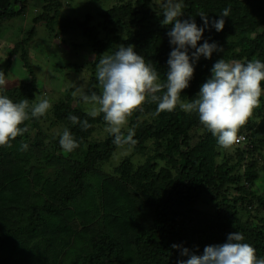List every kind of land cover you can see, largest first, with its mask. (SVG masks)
<instances>
[{
    "label": "trees",
    "instance_id": "trees-1",
    "mask_svg": "<svg viewBox=\"0 0 264 264\" xmlns=\"http://www.w3.org/2000/svg\"><path fill=\"white\" fill-rule=\"evenodd\" d=\"M29 3L0 0V17L24 13ZM225 8L230 14L223 30L209 24L198 42H216L224 50L210 59L201 56L195 63L194 76L182 93L186 101L196 98L218 59L264 62V0H184L182 19L194 18L203 27L199 12L211 21L219 19ZM100 18L102 38L96 26H89L90 14L66 25L82 29L91 41L95 62L105 50L114 53L120 44H132L156 66L163 82L174 46L167 35L171 25L161 24L162 7L150 6L149 0H129L102 11ZM33 33L31 28L11 50H22L21 60L30 73V80L0 90L14 102L28 99L31 104L35 99L37 80L23 47ZM93 91L98 92L94 88L85 94ZM156 107L145 104L129 122L136 144L125 146L132 154H143L144 160L135 163L126 155L111 172L103 165L117 148L113 137L90 138L95 125L105 123L102 114L88 116L69 96L53 104L52 118L73 133L79 142L75 150L65 152L60 136L43 134L39 118L25 122L37 129L32 137L28 127L11 148L0 147V264H177L188 257L173 244L202 254L206 245L223 243L234 231L255 247L258 258H264V217L254 214L264 210V189L253 190L264 173V158L258 151L264 141L257 146L251 142L255 117L264 119V96L239 132L252 146L235 144V154L219 162L217 140L197 113L177 107L154 116ZM69 115L79 122L73 125ZM84 120L91 125L87 130L82 128ZM22 143H27V150H21Z\"/></svg>",
    "mask_w": 264,
    "mask_h": 264
},
{
    "label": "clouds",
    "instance_id": "clouds-1",
    "mask_svg": "<svg viewBox=\"0 0 264 264\" xmlns=\"http://www.w3.org/2000/svg\"><path fill=\"white\" fill-rule=\"evenodd\" d=\"M162 26L171 25L167 35L173 45L167 64L166 78L162 82L156 66L151 60L138 54L134 45L120 44L112 54L102 55L96 64V87L99 92L91 94L81 92V100L87 107L86 113L92 118L103 116L106 132L113 137L117 147L136 144L135 129L129 127L134 113L143 110L145 104L157 105L154 116L161 112H172L177 107L187 113H197L204 129L216 138L222 149H229L240 143L244 137L239 135L254 110L260 107L264 96V62L258 58L250 60L218 59L211 68V76L202 84L196 98L182 99L183 90L189 87L195 72V63L201 56L210 59L214 52L224 49L216 42L202 39L206 27L211 24L216 31L223 30L225 17H229L230 8L223 9L219 19L209 20L208 14L201 11L203 27L198 26L194 18L182 19L184 0H163ZM194 49L189 55V50ZM9 79L0 70V90L8 86ZM52 108L49 98H41L31 103L28 99L14 102L0 91V147H12V141L29 131L25 122L39 118ZM75 125L78 117L69 115ZM91 125L87 120L82 128ZM59 144L65 152L79 147L69 128L65 127L59 138ZM27 143L21 144V150H27ZM242 233L231 232L223 243L206 245L202 254L182 245L171 247L180 250L182 257L177 264H264V258H258L255 247L244 242Z\"/></svg>",
    "mask_w": 264,
    "mask_h": 264
},
{
    "label": "rangeland",
    "instance_id": "rangeland-1",
    "mask_svg": "<svg viewBox=\"0 0 264 264\" xmlns=\"http://www.w3.org/2000/svg\"><path fill=\"white\" fill-rule=\"evenodd\" d=\"M30 0L24 13L14 17H0V70L6 69L5 75L9 79L7 88L17 86L21 81L30 80L29 69L21 60L22 50L17 49L15 53L11 50L26 36V33L34 28V33L29 42L23 46L26 51L28 64L37 80V89L33 103L41 98H49L52 106L60 99L68 96L73 104L86 112L85 105L80 96L82 90L86 91L99 89L96 87L97 80L95 68L102 55L112 54L105 50L98 61L95 62V54L92 51L91 41L87 39L81 28L71 27L72 19L84 20L86 14H90L92 20L89 26H96L98 37L102 38L104 32L101 28L100 13L112 5L129 0ZM133 1V0H131ZM38 2V3H37ZM163 0H149L150 6L153 4L161 7ZM58 4V5H56ZM46 6V9L42 8ZM43 14L45 18L36 20L37 16ZM54 16L50 22L47 18ZM22 47V46H21ZM11 54V55H9ZM39 128L48 138L60 136L64 126L54 122L52 118V108L46 115L39 117ZM31 129V137L37 132L31 122H28ZM130 127V125H129ZM254 137L250 141L257 146L259 141H264V119L255 117V125L252 130ZM108 133L106 124H97L90 136L93 140H103ZM48 139H45L47 142ZM240 144L252 146L251 142ZM239 145V144H238ZM259 154L264 158V142L260 145ZM235 146L229 149L218 148L217 161L224 160L226 156L234 155ZM64 153V151H62ZM65 154V153H64ZM256 154V153H255ZM46 155V154H45ZM130 155L135 163L144 160L143 154H132L128 146L117 147L108 161L103 165L104 170L111 172L113 168L124 158ZM51 156H55L52 154ZM233 162H236L234 158ZM262 162V160H261ZM243 170V167H242ZM264 189V173L255 181L253 190L260 192ZM246 215V213H242ZM257 218L264 217V210L254 212ZM248 219H251L248 215ZM245 218V217H244ZM257 220L256 218H252Z\"/></svg>",
    "mask_w": 264,
    "mask_h": 264
},
{
    "label": "built area",
    "instance_id": "built-area-1",
    "mask_svg": "<svg viewBox=\"0 0 264 264\" xmlns=\"http://www.w3.org/2000/svg\"><path fill=\"white\" fill-rule=\"evenodd\" d=\"M239 135L243 136L244 139L240 143H238V144H247L248 138H247L246 134L239 133Z\"/></svg>",
    "mask_w": 264,
    "mask_h": 264
}]
</instances>
